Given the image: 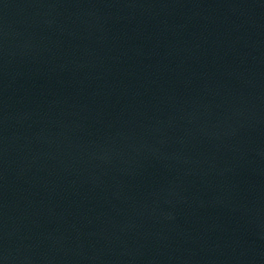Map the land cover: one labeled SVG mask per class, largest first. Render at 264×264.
Here are the masks:
<instances>
[{"label": "water", "instance_id": "water-1", "mask_svg": "<svg viewBox=\"0 0 264 264\" xmlns=\"http://www.w3.org/2000/svg\"><path fill=\"white\" fill-rule=\"evenodd\" d=\"M0 264H264V0H0Z\"/></svg>", "mask_w": 264, "mask_h": 264}]
</instances>
